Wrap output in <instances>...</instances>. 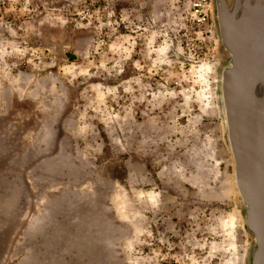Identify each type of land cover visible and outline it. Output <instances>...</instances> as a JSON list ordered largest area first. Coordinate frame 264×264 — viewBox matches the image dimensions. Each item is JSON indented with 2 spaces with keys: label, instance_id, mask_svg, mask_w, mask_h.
I'll list each match as a JSON object with an SVG mask.
<instances>
[{
  "label": "rangeland",
  "instance_id": "obj_1",
  "mask_svg": "<svg viewBox=\"0 0 264 264\" xmlns=\"http://www.w3.org/2000/svg\"><path fill=\"white\" fill-rule=\"evenodd\" d=\"M194 0H0V264H245Z\"/></svg>",
  "mask_w": 264,
  "mask_h": 264
},
{
  "label": "water",
  "instance_id": "obj_2",
  "mask_svg": "<svg viewBox=\"0 0 264 264\" xmlns=\"http://www.w3.org/2000/svg\"><path fill=\"white\" fill-rule=\"evenodd\" d=\"M227 57L217 93L233 184L252 237L245 264H264V0H217Z\"/></svg>",
  "mask_w": 264,
  "mask_h": 264
},
{
  "label": "built area",
  "instance_id": "obj_3",
  "mask_svg": "<svg viewBox=\"0 0 264 264\" xmlns=\"http://www.w3.org/2000/svg\"><path fill=\"white\" fill-rule=\"evenodd\" d=\"M212 0H194L191 4V21L194 26L209 24L214 17Z\"/></svg>",
  "mask_w": 264,
  "mask_h": 264
},
{
  "label": "flooded vegetation",
  "instance_id": "obj_4",
  "mask_svg": "<svg viewBox=\"0 0 264 264\" xmlns=\"http://www.w3.org/2000/svg\"><path fill=\"white\" fill-rule=\"evenodd\" d=\"M212 5H213V13H215V18H216V5H217V0H212ZM222 49L225 51L224 47L221 45ZM226 52V51H225ZM224 63L221 64L220 69L222 68ZM220 72V71H219Z\"/></svg>",
  "mask_w": 264,
  "mask_h": 264
}]
</instances>
